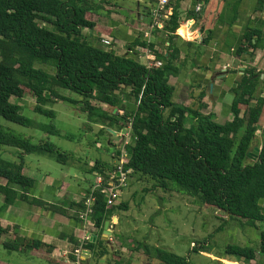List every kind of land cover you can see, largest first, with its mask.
<instances>
[{
  "label": "trees",
  "instance_id": "16d2710c",
  "mask_svg": "<svg viewBox=\"0 0 264 264\" xmlns=\"http://www.w3.org/2000/svg\"><path fill=\"white\" fill-rule=\"evenodd\" d=\"M182 1L170 4L169 0L165 18L154 28L155 33L167 36L169 46L165 52L156 53L155 61L145 65L135 49L154 48L152 43L139 39L129 47L128 54L118 55L85 33L100 27L96 16L101 15L103 7L94 0H0V117L47 134H60L56 126L40 125L24 116L22 107L12 99L32 94L37 100L35 113L50 119L56 118V112L48 109V104H82L89 121L101 124L102 130L130 133L131 142L126 146L129 161L124 166L125 172H130L129 179L134 175L146 177L154 188L197 198L231 219L257 227L264 223V134L262 141L257 135L264 126V72L252 64L256 52L264 48V21L257 27L250 26L243 34L236 58L251 65L233 89V121L220 124L214 114L203 112L207 107L204 103L187 107L174 99L176 88L170 78L179 76L183 65L178 43L183 28ZM169 8H173L171 15L167 13ZM256 8L264 13V0H257ZM159 62L161 66L157 65ZM63 91L81 99L68 97ZM95 101L106 105L107 110L96 107ZM256 148H261L259 156L253 155ZM7 149L18 152L17 161L0 156V196L4 202L0 215L17 201L46 207L29 198L28 191L37 179L26 172L27 156L48 155L65 166L73 154L61 151L51 141L33 144L0 124V152ZM121 154V150L117 151L115 159L119 161ZM117 170L114 163L98 161L88 173L98 172L108 181L109 174ZM104 187L108 185L105 183ZM95 196L92 223L98 239L85 242L83 248L92 253L91 260L97 259V264H103L104 259L109 264H122L120 251L101 235L105 223L117 212L128 211L129 205L120 203L118 197H109L102 189ZM85 200L86 197L78 205L80 212L86 209ZM49 207L63 215L68 210L64 205ZM9 232L0 222V240ZM261 238L259 255L264 261V232ZM3 244L11 252L30 254L49 264H65L52 258L53 247L41 240L15 234L12 241ZM202 244V252L208 253L207 242ZM139 251L143 253V246ZM226 255L223 260L235 263L252 264L257 259L253 248L237 245L228 246ZM71 258L77 263L75 254ZM157 259L164 264H189L187 259L165 250H158ZM0 264L9 263L0 260Z\"/></svg>",
  "mask_w": 264,
  "mask_h": 264
},
{
  "label": "crops",
  "instance_id": "0c3cea01",
  "mask_svg": "<svg viewBox=\"0 0 264 264\" xmlns=\"http://www.w3.org/2000/svg\"><path fill=\"white\" fill-rule=\"evenodd\" d=\"M94 1L103 7L101 15L96 16L100 27L92 30L93 32L85 30V33L97 43L102 44L105 37L111 38V49L118 55L128 54L129 47L139 39L148 44L152 43L154 48L139 46L135 49L137 54H134L145 65L156 60V53L166 51L169 46L166 42L167 36L160 32L155 33L156 29L154 30L156 19L152 13L155 8L153 0ZM174 1L170 0V4ZM125 3L130 4L132 9H126ZM256 5L257 0L182 1L180 11L183 28L178 34V43L182 49L183 65L180 75L170 78V83L176 88L174 99L177 104L191 107L202 102L207 106L203 112L214 114L218 123L233 121L234 116L230 108L235 99L233 89L245 69L251 65L247 61L238 60L236 52L245 30L250 26L257 27L264 21V13L258 12ZM199 6L201 10L197 11ZM172 12L173 8L167 11L169 15ZM164 14H161L160 21L165 18ZM205 40L208 42L204 43ZM102 46L106 48L103 44ZM252 65L264 72V48L256 52ZM102 109L107 110L106 107ZM262 129L264 126L257 133L259 141ZM26 169L29 176L37 179V183L28 191L29 198L43 202L46 207L17 201L2 211L0 222L2 227L10 232L0 242L12 241L15 234L41 240L53 247L50 255L52 258L65 264H74L71 256H74L84 240L90 237V241L96 242L98 239L97 229L88 230L84 227L80 212L82 208L78 206L84 202L88 190L97 180V172L93 174L95 181L86 179L89 187L83 189L80 186H70L64 181H54L51 176L32 170L27 166V162ZM3 203V197L0 196V207ZM50 205H64L68 209L66 215L54 212ZM118 220L115 215L109 221L111 225L108 234L103 231L101 235L112 247ZM25 255L33 258L30 254ZM87 256L88 259L83 262L92 259L91 252Z\"/></svg>",
  "mask_w": 264,
  "mask_h": 264
},
{
  "label": "rangeland",
  "instance_id": "374dc122",
  "mask_svg": "<svg viewBox=\"0 0 264 264\" xmlns=\"http://www.w3.org/2000/svg\"><path fill=\"white\" fill-rule=\"evenodd\" d=\"M124 6L126 9L132 7L128 3ZM105 49L110 50L108 47ZM62 93L73 99H81L69 91ZM12 102L22 107L24 116L40 125L56 126L60 134H47L41 129L23 127L0 117V124L5 130L30 139L33 144L51 141L61 151L73 154L65 166L48 155L27 156V166L51 176L54 181L88 188L85 180L95 181V177L88 173L89 168L94 167L98 161L118 165V160L115 159L117 151L131 142L130 133L124 132L125 130L110 132L108 128L102 130L101 124L91 123L88 113L82 110V104L75 106L62 101L48 104L47 108L56 112V118L50 119L35 113L37 100L30 93L20 100L13 98ZM94 105L107 109L106 105L97 101ZM187 125L190 126V123ZM263 134L264 129L259 134L260 141ZM16 152V149H7L0 152V156L3 154L7 160L17 161ZM119 202L129 205L128 211L117 212L119 220L113 245L122 255V264H164L157 259L158 250L183 257L189 264H244L222 259L227 258L226 250L231 245L253 248L257 252V259L252 264H264L259 255L264 223L249 227L244 224V220L231 219L222 211L203 205L197 198L154 188L151 180L140 175L128 178V185L119 197ZM204 242H207L206 251L210 254L202 252ZM141 246L143 253L139 251ZM87 259L88 256L84 258ZM0 260L10 264H49L25 254L11 252L1 242ZM96 260H90L89 264H97ZM102 262L109 264L105 259Z\"/></svg>",
  "mask_w": 264,
  "mask_h": 264
},
{
  "label": "built area",
  "instance_id": "2783aa9c",
  "mask_svg": "<svg viewBox=\"0 0 264 264\" xmlns=\"http://www.w3.org/2000/svg\"><path fill=\"white\" fill-rule=\"evenodd\" d=\"M157 3L155 4V8L153 10V16L156 19V23L154 28L159 25L160 23V16L161 14L166 11L167 6L169 5V0H156ZM201 7H197V11H200ZM102 44L105 47L108 48H112L113 46V40L111 38H103L102 39ZM158 66H161V62L157 63ZM127 132V130L125 131ZM131 137V136H130ZM129 143H126L123 148L121 149L122 154H121V158L118 161V165H117V171L109 174V179L108 181L105 179V177L103 175H101L100 173H96L95 176L97 177V180L95 182V184L91 187L90 193L88 194V196L86 197L85 200V211L82 212L81 214V220L84 224V227L86 229H94L95 226L92 223V214L94 213V206L96 203V196H95V192L99 189H102V192L105 194H108L109 197H118L122 194L123 192V188H126L128 185V178H129V173L130 172H125L124 170V166L125 164L128 163V152H127V148L126 146ZM105 183L108 185V187H104ZM90 237H87L84 240V243L87 241H90ZM81 245V247L79 249H77L75 251V255L77 257V264H83V260L84 258L87 256V254H90V252L86 249L83 248V244Z\"/></svg>",
  "mask_w": 264,
  "mask_h": 264
},
{
  "label": "water",
  "instance_id": "95a60500",
  "mask_svg": "<svg viewBox=\"0 0 264 264\" xmlns=\"http://www.w3.org/2000/svg\"><path fill=\"white\" fill-rule=\"evenodd\" d=\"M260 151H261L260 148H256V149H255V153H253V155H255V156H259ZM110 225H111V223H110L109 221H107V222L105 223V226H104V232H105V234H108V232H109V228H110Z\"/></svg>",
  "mask_w": 264,
  "mask_h": 264
}]
</instances>
